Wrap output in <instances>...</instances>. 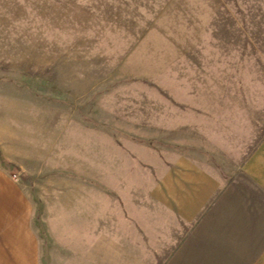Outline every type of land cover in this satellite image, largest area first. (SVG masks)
I'll list each match as a JSON object with an SVG mask.
<instances>
[{
	"label": "rangeland",
	"instance_id": "374dc122",
	"mask_svg": "<svg viewBox=\"0 0 264 264\" xmlns=\"http://www.w3.org/2000/svg\"><path fill=\"white\" fill-rule=\"evenodd\" d=\"M263 140L264 0H0V158L43 264L133 257L131 229L182 225L151 197L174 161Z\"/></svg>",
	"mask_w": 264,
	"mask_h": 264
},
{
	"label": "crops",
	"instance_id": "0c3cea01",
	"mask_svg": "<svg viewBox=\"0 0 264 264\" xmlns=\"http://www.w3.org/2000/svg\"><path fill=\"white\" fill-rule=\"evenodd\" d=\"M222 170L187 157L174 161L151 197L182 225L131 229L134 236L117 244H128L134 256L110 262L264 264V140L240 168ZM31 217L29 198L0 158V264H43Z\"/></svg>",
	"mask_w": 264,
	"mask_h": 264
}]
</instances>
